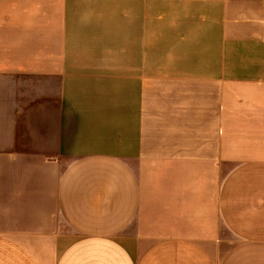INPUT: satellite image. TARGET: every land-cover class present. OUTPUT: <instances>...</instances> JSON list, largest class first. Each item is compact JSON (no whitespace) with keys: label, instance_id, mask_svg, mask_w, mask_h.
Instances as JSON below:
<instances>
[{"label":"crops","instance_id":"obj_1","mask_svg":"<svg viewBox=\"0 0 264 264\" xmlns=\"http://www.w3.org/2000/svg\"><path fill=\"white\" fill-rule=\"evenodd\" d=\"M0 264H264V0H0Z\"/></svg>","mask_w":264,"mask_h":264}]
</instances>
